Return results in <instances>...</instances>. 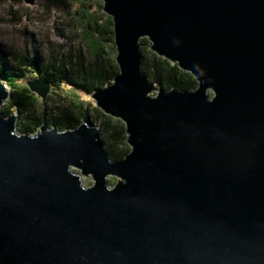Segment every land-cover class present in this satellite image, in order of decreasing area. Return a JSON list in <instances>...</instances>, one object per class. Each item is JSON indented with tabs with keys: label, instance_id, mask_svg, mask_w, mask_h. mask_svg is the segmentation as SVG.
Returning a JSON list of instances; mask_svg holds the SVG:
<instances>
[{
	"label": "water",
	"instance_id": "water-1",
	"mask_svg": "<svg viewBox=\"0 0 264 264\" xmlns=\"http://www.w3.org/2000/svg\"><path fill=\"white\" fill-rule=\"evenodd\" d=\"M103 10L119 72L91 97L125 122L131 150L112 160L89 122L19 134L0 78V264H264V0ZM145 37L197 88L152 83ZM27 86L42 99L51 89ZM108 174L120 176L111 187Z\"/></svg>",
	"mask_w": 264,
	"mask_h": 264
},
{
	"label": "trees",
	"instance_id": "trees-1",
	"mask_svg": "<svg viewBox=\"0 0 264 264\" xmlns=\"http://www.w3.org/2000/svg\"><path fill=\"white\" fill-rule=\"evenodd\" d=\"M76 2L81 3V0H45L48 10L54 6L64 12L68 24L75 27L73 36H81L77 43L69 45L68 52L53 54L48 61H43L37 48L29 46L28 39L19 48L0 42V78L14 89L2 111L7 116L17 112L20 134H34L44 123L66 130L76 128L81 122L92 125L98 122L105 150L112 160H119L131 150L124 121L106 114L89 98L80 96L83 93L91 97L95 91L112 83L119 72L113 18L100 11L103 8L101 0H96L95 6L99 8L94 11L91 6L84 5L73 9ZM141 42V70L152 83L164 89L197 88L198 81L191 72L151 51L148 39L142 38ZM30 76L48 81L53 87L52 98L48 95L40 101L28 86L21 85L22 80ZM46 102L56 105L47 107Z\"/></svg>",
	"mask_w": 264,
	"mask_h": 264
},
{
	"label": "rangeland",
	"instance_id": "rangeland-1",
	"mask_svg": "<svg viewBox=\"0 0 264 264\" xmlns=\"http://www.w3.org/2000/svg\"><path fill=\"white\" fill-rule=\"evenodd\" d=\"M95 2L96 0H81V3H73V9L84 5L85 7L91 6V10L93 11L98 10L99 6H95ZM101 5L103 6V0H101ZM100 11L106 13L103 8ZM63 13L60 8L54 6L51 10H48L45 7V0H0V42L4 41L13 47L19 48L22 43L24 44L23 41L28 39L29 46L37 48L39 56L43 61H48L53 54L56 56L60 52L66 53L69 50V45L71 43H77V40L81 36H73L76 31L75 27L74 25L68 24L69 19H66ZM145 38L148 39L147 37ZM149 42L150 50L153 51L151 49V41L149 40ZM33 78L30 76L23 79L21 85L27 86V81ZM52 90L53 87H51L49 94L50 98H52ZM13 92L14 89H10L8 99L12 96ZM208 92L211 96L214 95L212 89H209ZM151 94L155 95L156 91H153ZM80 96L82 98H89L98 107L92 97L86 96L83 93H80ZM38 98L40 101L44 100L40 96ZM50 98L47 101H50ZM46 104L48 105L47 107L56 105L48 102ZM39 107L41 108V104H39ZM59 108L61 109V106ZM60 109L57 111L60 112ZM15 113L17 114V112ZM93 125L97 126L99 123L94 122ZM72 169L81 174L82 183L85 186H91L93 184L94 180L91 174L84 175L81 173V169L76 167ZM119 179L120 176L116 174H108L110 187L116 184Z\"/></svg>",
	"mask_w": 264,
	"mask_h": 264
},
{
	"label": "bare ground",
	"instance_id": "bare-ground-1",
	"mask_svg": "<svg viewBox=\"0 0 264 264\" xmlns=\"http://www.w3.org/2000/svg\"><path fill=\"white\" fill-rule=\"evenodd\" d=\"M156 85H157V84H156ZM157 86H158V85H157ZM158 87H159V86H158ZM158 87H157V88H158ZM159 88H162V87H159ZM163 89H164V88H163ZM157 92H158V90H157ZM102 143H103V141H102ZM103 144H104V143H103ZM89 174H90V173H89ZM87 175H88V174H87ZM88 187H89V186H88Z\"/></svg>",
	"mask_w": 264,
	"mask_h": 264
},
{
	"label": "clouds",
	"instance_id": "clouds-1",
	"mask_svg": "<svg viewBox=\"0 0 264 264\" xmlns=\"http://www.w3.org/2000/svg\"><path fill=\"white\" fill-rule=\"evenodd\" d=\"M18 116V115H17ZM17 122H18V119H17ZM49 126V125H48ZM49 127H54V126H49ZM39 130V129H38ZM18 132V131H17ZM20 134V133H19ZM22 134V133H21ZM24 134V133H23ZM35 134V133H34Z\"/></svg>",
	"mask_w": 264,
	"mask_h": 264
}]
</instances>
